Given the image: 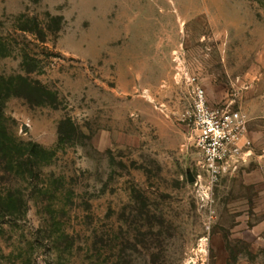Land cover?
I'll return each mask as SVG.
<instances>
[{
    "label": "rangeland",
    "instance_id": "374dc122",
    "mask_svg": "<svg viewBox=\"0 0 264 264\" xmlns=\"http://www.w3.org/2000/svg\"><path fill=\"white\" fill-rule=\"evenodd\" d=\"M0 39V142L45 153L0 165V264H264V0H0ZM195 87L248 118L213 183Z\"/></svg>",
    "mask_w": 264,
    "mask_h": 264
},
{
    "label": "built area",
    "instance_id": "2783aa9c",
    "mask_svg": "<svg viewBox=\"0 0 264 264\" xmlns=\"http://www.w3.org/2000/svg\"><path fill=\"white\" fill-rule=\"evenodd\" d=\"M199 164L209 181L215 182L223 170L249 155L251 142L246 134L247 115L230 108H213L200 87L193 88L187 116Z\"/></svg>",
    "mask_w": 264,
    "mask_h": 264
},
{
    "label": "trees",
    "instance_id": "16d2710c",
    "mask_svg": "<svg viewBox=\"0 0 264 264\" xmlns=\"http://www.w3.org/2000/svg\"><path fill=\"white\" fill-rule=\"evenodd\" d=\"M20 30L22 31H27L25 28H20ZM7 49L8 46L5 43L4 40L0 39V56H6L7 54ZM25 82L24 85L20 86L19 89H21L22 93L20 95H22L21 97H24L27 101H29V103L34 104V105H40L41 103H44L46 100H44V91H42V89H40V87H38L37 85H35L34 83H30L28 80L23 81ZM66 121H64L62 123V126H60L59 128V134L60 136H65V127H63V125L65 126ZM67 125V124H66ZM42 154L44 155V151L40 150L36 145H31V148H26L25 150H22L21 148H17V147H11L9 148L8 146H6V144L0 142V165L4 164V165H9V166H13L15 165V163L19 162L18 159L15 160L16 157H18V155L20 157H26L28 159V162L30 161V163L32 162V160H36V162L38 161H44L41 160L40 156H42ZM40 163V162H39Z\"/></svg>",
    "mask_w": 264,
    "mask_h": 264
}]
</instances>
